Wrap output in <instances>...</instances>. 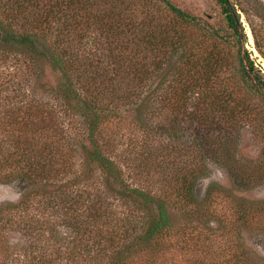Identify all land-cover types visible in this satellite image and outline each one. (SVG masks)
<instances>
[{"label":"trees","instance_id":"trees-1","mask_svg":"<svg viewBox=\"0 0 264 264\" xmlns=\"http://www.w3.org/2000/svg\"><path fill=\"white\" fill-rule=\"evenodd\" d=\"M217 1L228 35L170 0H0V175L22 197L0 228L25 238L10 253L21 264H155L171 242L187 255L203 154L244 182L264 176L227 146L254 122L235 96L264 99V75L234 5ZM46 71L78 128L13 101Z\"/></svg>","mask_w":264,"mask_h":264},{"label":"rangeland","instance_id":"rangeland-1","mask_svg":"<svg viewBox=\"0 0 264 264\" xmlns=\"http://www.w3.org/2000/svg\"><path fill=\"white\" fill-rule=\"evenodd\" d=\"M170 1L185 12L219 29L220 33L226 35L231 33V30L227 29L222 7L217 0ZM229 2L234 5L243 29L241 33L246 36L244 49L251 53V59L264 75V0ZM249 34L252 36L251 43ZM256 45L259 46V51ZM31 83L29 88L25 86L26 88L20 92L25 91V98H29L31 94L41 98L21 97L22 99L13 101L25 104L38 100L48 104L58 113L57 116L62 114L64 121L72 123L69 126L70 130L78 128V118L72 117L58 102L48 99L49 88L53 84L48 71ZM237 85L240 87L238 81ZM237 98L244 102L239 108L248 111L254 122L249 124L243 122L245 117L241 118L233 142L231 137L222 133L223 130L212 137L221 132L224 135L220 134L221 138L226 141L230 139L232 143L227 144L231 147L230 154L245 167L254 169L257 165H264V99L253 94L248 95L245 90L238 93L235 96L236 100ZM203 157L208 167L207 175L200 180L196 189V195L202 203L203 214L198 215L193 205H189L190 203L187 205L190 211L187 216V255L180 251L176 242H171L162 256L155 254L156 257L152 256V260L157 258L155 264H264V176L256 173L258 176H255L254 180L244 182L221 161H214L211 155L203 154ZM209 193L211 200L205 199ZM20 201L22 197L13 186L12 179L0 175V209L9 204L14 207L19 205ZM17 210L18 208L12 213ZM180 221L184 222L182 219ZM64 231L61 236L67 234ZM25 245L22 233L1 229L0 264H21L24 257L10 253L13 250L19 253L17 249ZM138 263L144 264L141 261Z\"/></svg>","mask_w":264,"mask_h":264},{"label":"bare ground","instance_id":"bare-ground-1","mask_svg":"<svg viewBox=\"0 0 264 264\" xmlns=\"http://www.w3.org/2000/svg\"><path fill=\"white\" fill-rule=\"evenodd\" d=\"M249 36H250V43L252 42V36H251V34H249Z\"/></svg>","mask_w":264,"mask_h":264}]
</instances>
